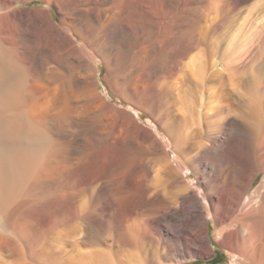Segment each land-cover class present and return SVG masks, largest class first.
Returning <instances> with one entry per match:
<instances>
[{"label":"bare ground","instance_id":"obj_1","mask_svg":"<svg viewBox=\"0 0 264 264\" xmlns=\"http://www.w3.org/2000/svg\"><path fill=\"white\" fill-rule=\"evenodd\" d=\"M32 1L0 0V264H184L210 222L231 264H264V58L208 24L249 0Z\"/></svg>","mask_w":264,"mask_h":264},{"label":"rangeland","instance_id":"obj_2","mask_svg":"<svg viewBox=\"0 0 264 264\" xmlns=\"http://www.w3.org/2000/svg\"><path fill=\"white\" fill-rule=\"evenodd\" d=\"M20 6L24 9L31 8V7L32 8H35V7L36 8H46V9L48 8L43 2L38 1V0H34L31 3H21ZM53 12H54V15L59 20V16L56 13V11L53 10ZM154 12L156 13V15H155L156 18L153 20L149 19L148 22H147V17L145 15H142V17H141L143 19L144 23L146 24V27H148L149 30L154 29L153 24L159 23L157 13H160V11L154 10ZM235 13H240L236 17V22H226V20H230L235 15ZM209 17H210V21L208 22L209 25L211 22L213 23L214 21H218V22L223 23V24L225 23L224 25L221 26V31H223V32L229 31L228 32L229 38H231V37L236 38L238 35V37L240 36L239 41L242 40L243 42H251L253 40H256V42H258V43L260 42V45L258 44V47L252 51V56L254 58L252 64L248 65V66H251V69L253 71H257V69L261 63V59L264 58V36H263L264 35V0H249L239 10L235 9L234 11H231V12H229V10H225L224 13H210ZM151 23H153V24H151ZM262 36H263V38H262V40H260ZM33 39H34V41L36 40V38H33ZM99 66H100L99 69H97V71H96V78L98 80L99 92L105 98H107L109 101L114 102V103H116V102L120 103L121 99L119 97L114 96V95L107 96V90H106L107 81L105 80V77L108 73L107 72V66L104 63H100ZM241 71H244V72H241ZM245 71H246L245 69H241L240 70L241 75H244V74L246 75L248 73V71H246V72ZM124 107L129 108L128 104H124ZM143 120L145 122H147V116L146 115H143ZM75 145L76 146H74V147L78 148L79 144L76 143ZM194 177L195 176H193V178ZM263 180H264V173L261 172L255 178V180L251 186L250 193H252L253 190L256 189L263 182ZM50 193L51 192H48L46 194L45 193L40 194V197L43 199L48 198L51 195ZM48 207H45L44 209H41L38 207H36V208H38V209H36L33 207L34 209L32 208V211H28V215L31 213L29 215V216H31V218L34 215V217H37V219H38V220L36 219L37 220L36 221V220H34L35 219L34 218L33 221H36V223H38V221H39V223H40V224L34 223L36 226L38 225V228L35 225L33 227V228H36L35 230L37 232H39L41 229L46 230V226H47L46 224L48 223V221L47 222L45 221L44 213H47L49 215L48 220L55 221L58 218L57 209L54 206H48ZM42 210L44 213L42 212ZM39 216H40V220H39ZM70 224H66L64 227H62L61 231L59 233L61 235V237H63L64 239L67 240V244H66L67 247L66 248H68V249H70L71 245L74 244L75 242H77L78 239L83 238V234L80 233L83 231L80 230L78 232L77 230L74 229L73 223L71 225ZM78 233H79V235H78ZM78 237H80V238H78ZM208 238H209L210 249L213 252L212 257H205L202 253V256H199V257L195 256L193 259L185 262L184 264H231L233 259L228 254L227 249L221 245L219 238L216 237V232L214 229V223L213 222H210V229L208 232Z\"/></svg>","mask_w":264,"mask_h":264}]
</instances>
